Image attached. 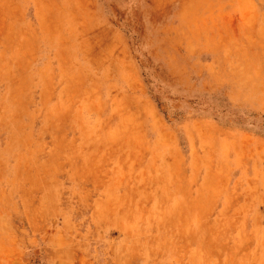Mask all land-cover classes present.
<instances>
[{"label":"rangeland","instance_id":"obj_1","mask_svg":"<svg viewBox=\"0 0 264 264\" xmlns=\"http://www.w3.org/2000/svg\"><path fill=\"white\" fill-rule=\"evenodd\" d=\"M0 264H264V0H0Z\"/></svg>","mask_w":264,"mask_h":264}]
</instances>
